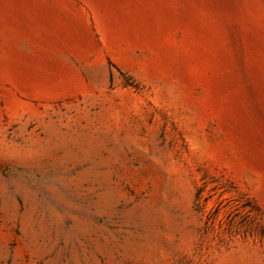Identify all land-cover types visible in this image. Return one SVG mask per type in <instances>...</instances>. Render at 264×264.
<instances>
[{
  "label": "rangeland",
  "instance_id": "374dc122",
  "mask_svg": "<svg viewBox=\"0 0 264 264\" xmlns=\"http://www.w3.org/2000/svg\"><path fill=\"white\" fill-rule=\"evenodd\" d=\"M0 264H264V0H0Z\"/></svg>",
  "mask_w": 264,
  "mask_h": 264
}]
</instances>
